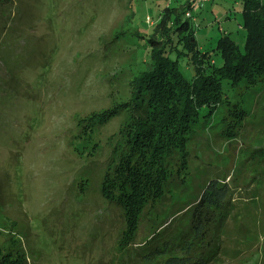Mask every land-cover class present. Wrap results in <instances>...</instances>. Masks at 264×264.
Segmentation results:
<instances>
[{
  "label": "rangeland",
  "instance_id": "rangeland-1",
  "mask_svg": "<svg viewBox=\"0 0 264 264\" xmlns=\"http://www.w3.org/2000/svg\"><path fill=\"white\" fill-rule=\"evenodd\" d=\"M186 1L0 3L1 252L27 264H163L166 256L144 253L167 240L171 254L183 255L177 243L191 209L216 179L228 188L223 227L210 223L190 256L204 264L264 263V82L225 88L230 105L195 125L184 181L170 182L146 208L133 242L119 244L122 210L101 194L103 174L120 150L119 128L133 111L100 113L130 100V81L149 60L144 37L166 4ZM240 3L193 0L196 39L216 65L221 59L212 49L221 34L240 49L244 44ZM233 104L242 107V119L229 114Z\"/></svg>",
  "mask_w": 264,
  "mask_h": 264
},
{
  "label": "trees",
  "instance_id": "trees-1",
  "mask_svg": "<svg viewBox=\"0 0 264 264\" xmlns=\"http://www.w3.org/2000/svg\"><path fill=\"white\" fill-rule=\"evenodd\" d=\"M193 5V0H188L180 6L166 4L162 8L152 32L144 37L150 49L149 60L146 69L130 81L132 97L100 113L109 118L120 109L133 111L119 128L120 150L101 180L103 198L122 210L120 245L135 240L143 212L162 199L170 182L184 181L189 157L187 139L198 122L230 105L225 88L253 89L264 82V0H241L244 44L240 49L228 33L221 34L212 49L220 56L218 65L210 50L198 44L190 14ZM232 107L228 113L242 119V107ZM226 133L231 135L230 128ZM227 198L226 184L209 181L191 209L189 229L181 233L177 243L183 255L171 254L173 246L166 240L143 256L150 259L152 255H164L163 264H204L199 256H190L193 242L208 236L209 224L215 219L216 229L223 227L226 214L222 209ZM0 264L27 263L24 256L0 251Z\"/></svg>",
  "mask_w": 264,
  "mask_h": 264
},
{
  "label": "built area",
  "instance_id": "built-area-1",
  "mask_svg": "<svg viewBox=\"0 0 264 264\" xmlns=\"http://www.w3.org/2000/svg\"><path fill=\"white\" fill-rule=\"evenodd\" d=\"M187 15H189V13H187ZM146 20H147V22H149V18L148 17L146 18Z\"/></svg>",
  "mask_w": 264,
  "mask_h": 264
}]
</instances>
